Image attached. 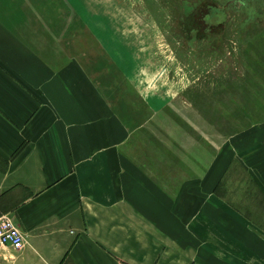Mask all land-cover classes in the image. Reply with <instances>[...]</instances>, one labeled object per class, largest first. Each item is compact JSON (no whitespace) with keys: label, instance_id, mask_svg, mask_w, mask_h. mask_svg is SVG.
Listing matches in <instances>:
<instances>
[{"label":"crops","instance_id":"crops-1","mask_svg":"<svg viewBox=\"0 0 264 264\" xmlns=\"http://www.w3.org/2000/svg\"><path fill=\"white\" fill-rule=\"evenodd\" d=\"M83 6L0 0V213L26 239L0 264H264V116L213 164L163 148L130 27Z\"/></svg>","mask_w":264,"mask_h":264},{"label":"rangeland","instance_id":"rangeland-1","mask_svg":"<svg viewBox=\"0 0 264 264\" xmlns=\"http://www.w3.org/2000/svg\"><path fill=\"white\" fill-rule=\"evenodd\" d=\"M105 1L83 0V15L90 14L94 24L103 27L106 24L130 27V68L145 72L150 93L162 92L160 115L163 127L167 128L163 132V148L171 145L168 130H177L185 145L193 142L190 145L193 144L195 153L210 154L211 157H204V162L195 156V166L213 164L216 154L226 149L235 133L249 127L253 118L264 116V24L255 26L242 39L240 49L225 44L218 52L205 48L195 49L194 53L185 45L174 43L170 24L174 16L173 0ZM232 51L234 54L225 59L224 54ZM227 162L236 163L234 158ZM230 177L239 181L244 174L236 171ZM237 207L259 211V206L237 204Z\"/></svg>","mask_w":264,"mask_h":264},{"label":"flooded vegetation","instance_id":"flooded-vegetation-1","mask_svg":"<svg viewBox=\"0 0 264 264\" xmlns=\"http://www.w3.org/2000/svg\"><path fill=\"white\" fill-rule=\"evenodd\" d=\"M173 1L174 16L170 24L174 43L185 45L194 53L195 49L205 48L218 52L225 44L240 49L242 39L255 26L264 24V0ZM233 51L224 54L225 59L230 58Z\"/></svg>","mask_w":264,"mask_h":264},{"label":"built area","instance_id":"built-area-1","mask_svg":"<svg viewBox=\"0 0 264 264\" xmlns=\"http://www.w3.org/2000/svg\"><path fill=\"white\" fill-rule=\"evenodd\" d=\"M26 239L15 220L8 214L0 213V255L7 251H21Z\"/></svg>","mask_w":264,"mask_h":264}]
</instances>
